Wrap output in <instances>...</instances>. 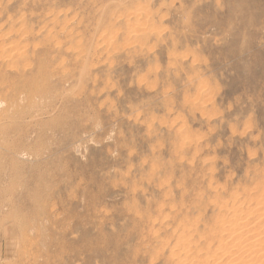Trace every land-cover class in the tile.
I'll return each mask as SVG.
<instances>
[{
	"label": "rangeland",
	"instance_id": "rangeland-1",
	"mask_svg": "<svg viewBox=\"0 0 264 264\" xmlns=\"http://www.w3.org/2000/svg\"><path fill=\"white\" fill-rule=\"evenodd\" d=\"M263 210L264 0H0V264H229Z\"/></svg>",
	"mask_w": 264,
	"mask_h": 264
},
{
	"label": "bare ground",
	"instance_id": "bare-ground-1",
	"mask_svg": "<svg viewBox=\"0 0 264 264\" xmlns=\"http://www.w3.org/2000/svg\"><path fill=\"white\" fill-rule=\"evenodd\" d=\"M263 205V204H262ZM257 209V208H256ZM262 209V208H261ZM264 211V210H263ZM255 215V214H254ZM261 220V219H260ZM263 220V219H262ZM235 222V221H234ZM239 222V221H238ZM229 223V222H228ZM243 223V222H242ZM252 223V222H251ZM239 224V223H238ZM261 224V223H260ZM250 225V224H249ZM236 226V225H235ZM243 226V225H242ZM240 228V227H239ZM243 228V227H242ZM234 230V229H233ZM249 230V229H248ZM257 230V229H256ZM264 230V229H263ZM217 231V230H216ZM245 231H247V230H245ZM229 233H231L230 232V230L228 231ZM233 232V231H232ZM234 233V232H233ZM237 233V232H236ZM249 233V232H248ZM254 233V232H253ZM216 234H218V233H216ZM223 234H224V232H223ZM245 234V233H244ZM240 235V234H239ZM238 235V236H239ZM248 235V234H247ZM229 236V235H228ZM230 236H232V235H230ZM229 236V239L230 238H232V237H230ZM235 236V235H234ZM237 236V238H239ZM244 236V235H243ZM213 237V236H212ZM211 237V238H212ZM247 237V236H246ZM208 238H209V236H208ZM222 238V237H221ZM236 238V237H235ZM241 238L242 237H240V239H238L239 240V245L237 244V246L238 247H240V249H243V251H244V253L246 254V253H249L250 255H248L249 256V259L247 260H243V258L242 257H239L238 259H234V260H231L230 262H229V264H253V262L252 261H256L254 258H258L259 256H257L258 255V251H259V249L263 246V244H264V238L263 237H260V236H258V237H252V238H248V239H245V241L244 242H242L241 241ZM210 239V238H209ZM217 239V238H216ZM225 239V238H224ZM226 239H228V238H226ZM234 239V238H233ZM212 240V239H211ZM232 240V239H231ZM230 240V241H231ZM235 240V239H234ZM233 240V242H235ZM213 241V240H212ZM218 241V240H217ZM221 241H223V239L221 240ZM230 241H228L227 242V244L230 242ZM241 241V242H240ZM226 242V241H225ZM222 243V242H221ZM220 243V244H221ZM223 243H224V241H223ZM235 244V243H234ZM226 245V244H225ZM225 245H223V247L225 246ZM221 245H219V247H220ZM226 246H228V245H226ZM225 246V247H226ZM224 247V248H225ZM264 247V246H263ZM233 248V247H232ZM215 249V248H214ZM222 249V248H221ZM220 249V250H221ZM226 249V248H225ZM238 249V251H239V248H237ZM258 249V250H257ZM262 250H263V248H261ZM228 250V249H227ZM261 250V251H262ZM212 251V250H211ZM235 251V250H234ZM261 251H259V253L261 252ZM229 252V251H228ZM227 252V253H228ZM233 252V251H232ZM240 252V251H239ZM239 252H238V254H239ZM224 253V252H223ZM243 254V253H242ZM241 254V255H242ZM244 254V255H245ZM261 254V253H260ZM211 255V254H210ZM213 255H214V253H213ZM208 256H209V254H208ZM234 256V255H233ZM257 256V257H256ZM264 256V255H263ZM212 257V256H211ZM219 257V256H218ZM222 257V256H221ZM221 257H219V259L221 258ZM226 257V256H225ZM202 258V257H201ZM213 258H217V257H213ZM231 258V257H230ZM211 259V258H210ZM259 259H260V257H259ZM207 260H209L208 259V257H207ZM223 260V259H222ZM203 261V260H202ZM217 261V260H216ZM208 262V263H207ZM211 261H206V264H209ZM219 262H221V261H219ZM215 263V261L214 262H212V263H210V264H214ZM263 263V262H262ZM216 264V263H215ZM218 264H220V263H218ZM222 264H224V263H222ZM228 264V263H227ZM255 264V263H254Z\"/></svg>",
	"mask_w": 264,
	"mask_h": 264
}]
</instances>
